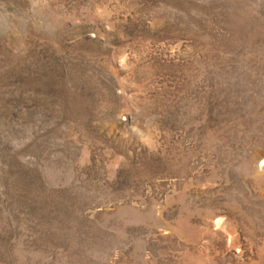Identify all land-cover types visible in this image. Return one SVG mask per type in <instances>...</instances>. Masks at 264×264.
I'll return each mask as SVG.
<instances>
[{
  "label": "rangeland",
  "instance_id": "obj_1",
  "mask_svg": "<svg viewBox=\"0 0 264 264\" xmlns=\"http://www.w3.org/2000/svg\"><path fill=\"white\" fill-rule=\"evenodd\" d=\"M0 264H264V0H0Z\"/></svg>",
  "mask_w": 264,
  "mask_h": 264
},
{
  "label": "bare ground",
  "instance_id": "obj_2",
  "mask_svg": "<svg viewBox=\"0 0 264 264\" xmlns=\"http://www.w3.org/2000/svg\"><path fill=\"white\" fill-rule=\"evenodd\" d=\"M262 161V160H261Z\"/></svg>",
  "mask_w": 264,
  "mask_h": 264
}]
</instances>
